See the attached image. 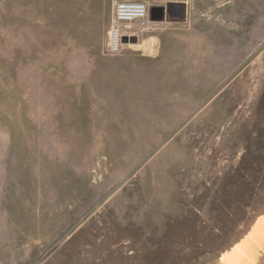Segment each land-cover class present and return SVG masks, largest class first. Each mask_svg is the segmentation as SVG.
<instances>
[{"label": "rangeland", "instance_id": "obj_1", "mask_svg": "<svg viewBox=\"0 0 264 264\" xmlns=\"http://www.w3.org/2000/svg\"><path fill=\"white\" fill-rule=\"evenodd\" d=\"M115 2L0 0V264H218L264 214V0L110 55Z\"/></svg>", "mask_w": 264, "mask_h": 264}, {"label": "built area", "instance_id": "obj_2", "mask_svg": "<svg viewBox=\"0 0 264 264\" xmlns=\"http://www.w3.org/2000/svg\"><path fill=\"white\" fill-rule=\"evenodd\" d=\"M150 7L142 1L119 0L114 3L107 31L106 52L115 55L123 50L124 38L129 40L135 32L132 25L149 20Z\"/></svg>", "mask_w": 264, "mask_h": 264}, {"label": "bare ground", "instance_id": "obj_3", "mask_svg": "<svg viewBox=\"0 0 264 264\" xmlns=\"http://www.w3.org/2000/svg\"><path fill=\"white\" fill-rule=\"evenodd\" d=\"M263 242L264 214L254 220L242 238L219 255L218 264H258V247Z\"/></svg>", "mask_w": 264, "mask_h": 264}, {"label": "water", "instance_id": "obj_4", "mask_svg": "<svg viewBox=\"0 0 264 264\" xmlns=\"http://www.w3.org/2000/svg\"><path fill=\"white\" fill-rule=\"evenodd\" d=\"M164 9L152 7L149 11V19L150 20H162L164 18ZM126 38H124V42H126Z\"/></svg>", "mask_w": 264, "mask_h": 264}, {"label": "crops", "instance_id": "obj_5", "mask_svg": "<svg viewBox=\"0 0 264 264\" xmlns=\"http://www.w3.org/2000/svg\"><path fill=\"white\" fill-rule=\"evenodd\" d=\"M115 1H117V0H115ZM131 1H144V0H131ZM140 23H141V22L134 23V24L132 25V28H133V27H139V25H141ZM142 26H143V25H142ZM142 26H141V29L143 28ZM135 34H136V33H135Z\"/></svg>", "mask_w": 264, "mask_h": 264}]
</instances>
